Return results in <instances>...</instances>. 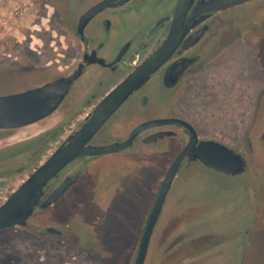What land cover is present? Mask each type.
Here are the masks:
<instances>
[{"label":"rangeland","instance_id":"obj_1","mask_svg":"<svg viewBox=\"0 0 264 264\" xmlns=\"http://www.w3.org/2000/svg\"><path fill=\"white\" fill-rule=\"evenodd\" d=\"M64 10L63 0H0V95L40 86L72 69L74 46ZM219 17L230 42L224 41L203 80L209 94H226L216 97L218 111L212 116L226 126L209 134H223L242 154L246 174H183L166 198L145 264H264V0ZM78 85L45 119L0 130V205L100 100L90 98L89 89L81 93ZM254 96L250 115L247 103ZM92 175H83L65 208L37 210L26 228L0 230V264H133L138 246L133 223L135 215L148 211L151 175L144 174L141 190L129 174L122 181V174H100L106 177L101 191L91 196L87 181ZM111 198L116 199L112 204ZM48 226L62 235L41 232Z\"/></svg>","mask_w":264,"mask_h":264},{"label":"flooded vegetation","instance_id":"obj_2","mask_svg":"<svg viewBox=\"0 0 264 264\" xmlns=\"http://www.w3.org/2000/svg\"><path fill=\"white\" fill-rule=\"evenodd\" d=\"M63 1L65 4L64 18L74 46L73 62L78 63L85 57L95 60L94 64L88 65L89 70L78 85L79 91L83 93L89 89V97H98L100 100L121 82L134 67L144 62L162 45L170 32L180 2V0ZM208 1L211 0L192 1L190 8L183 16L182 30L191 27L200 17H206V19L195 27L184 31V35L171 58L144 86L133 93L123 107L108 119L94 135L91 144L94 146L121 144L129 138L137 126L152 120H175L176 123L163 124L141 131L128 147L116 153L75 159L55 179L48 182L43 189L44 194L39 202H43L65 179L76 177V182L56 203L48 206L43 212L65 208L68 205L67 196L83 183L84 174H93V177L90 176L87 181L91 196L101 191L100 185L106 177L100 174H122L121 181L129 174V177L132 178V185L140 189L144 186V174H150L151 177L148 176V179L151 178L153 188L151 189L152 197L148 211L140 216L135 215L133 223L136 228L135 241L139 244L160 184L170 166L190 140L191 134L186 126L188 125L194 131L198 142L215 141L228 147L232 146L231 143L222 139L223 134L219 136L209 134V131L214 130H217L219 134L226 126L219 122L216 123L212 119L214 110L218 111V103H215L216 97L219 98L218 95H220L223 98L226 94L224 92L222 94L218 92L217 95L209 94L203 79L210 62L217 61L219 51L225 46L224 41L230 42L223 35V23L219 20V15L228 13L235 7L220 12L202 13L197 15L194 21H190L194 8ZM254 1L257 0L245 4ZM92 10H95L93 15L83 23L82 18ZM82 23L83 25H81ZM203 27L207 28L203 35L195 44H191L193 35ZM229 44L227 43L226 46L228 47ZM214 50L217 51L212 54ZM97 59L102 62L99 63ZM229 61L227 59L225 63L227 64ZM180 64L185 67L177 74V71L172 67ZM94 81H96L95 87L92 86ZM153 83H156L154 87H149L151 85L148 84ZM249 98L247 106H249L248 112L251 115V112L253 113L251 109H254L255 96ZM232 101L227 103L229 108L232 107L230 105ZM233 103L235 102L233 101ZM96 104L93 105L91 111ZM203 110L206 112V116L201 113ZM127 112L130 116L128 119L125 116ZM237 115L236 120L239 123L240 112ZM209 118L211 119L209 120ZM250 118H248L249 123ZM84 119L82 123H84ZM162 133L170 134L147 142L150 137ZM34 156H28L25 162H30ZM26 163H22L19 169H22ZM211 172L216 171L206 168L199 161H189L185 157L180 162L170 190L183 174H210ZM94 174H99V176H94ZM243 174H246V168L242 173L235 176H242ZM121 181L119 182L120 185ZM121 189L124 191L122 194H125V185H121ZM115 201V198H111L110 203ZM37 210H39L38 207L34 208V212Z\"/></svg>","mask_w":264,"mask_h":264},{"label":"water","instance_id":"obj_3","mask_svg":"<svg viewBox=\"0 0 264 264\" xmlns=\"http://www.w3.org/2000/svg\"><path fill=\"white\" fill-rule=\"evenodd\" d=\"M192 1L180 0L170 32L162 45L144 62L134 67L121 82L111 89L96 104L94 109L87 114L84 123L68 135L47 160L29 174L0 205V230L11 227L26 228L29 225L28 221L35 215L34 208L38 207L40 211H43L51 204L56 203L76 182V177L65 179L40 203V198L44 194L43 189L48 182L55 179L75 159L116 153L128 147L134 137L141 131L163 124L176 123L175 120H152L137 126L129 138L121 144L113 143L107 146H94L91 144L94 135L104 126L108 119L171 58L184 35V31L195 27V25L206 19V17H200L191 27L182 30L183 16L190 8ZM250 1L252 0H211L195 7L190 21H194L199 14L225 11ZM94 12L95 10H92L86 14L82 18V22L85 23ZM206 29V27H203L197 31L192 37L191 44H195ZM97 61L99 63L102 62L98 59ZM94 63L95 60L85 57L84 60L74 63L72 69L65 75L22 92L0 95V130L20 129L50 116L64 103L80 83L82 77L89 70L88 65ZM184 67V65L180 64L172 68L178 74ZM186 127H188L191 134L190 140L170 166L160 184L142 237L137 246L136 258L133 264H145L152 235L162 214L166 196L181 160L187 157L189 161H199L206 168L227 176L240 174L246 168V161L241 153L235 152L233 148L215 141L198 142L194 131L188 125ZM169 134H157L150 137L147 142ZM41 232L57 237L63 233L61 229L55 226L45 227Z\"/></svg>","mask_w":264,"mask_h":264}]
</instances>
